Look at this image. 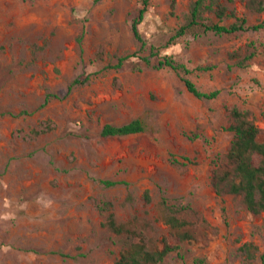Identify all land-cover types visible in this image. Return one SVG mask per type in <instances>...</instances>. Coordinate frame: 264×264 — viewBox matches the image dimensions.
<instances>
[{
    "label": "rangeland",
    "instance_id": "374dc122",
    "mask_svg": "<svg viewBox=\"0 0 264 264\" xmlns=\"http://www.w3.org/2000/svg\"><path fill=\"white\" fill-rule=\"evenodd\" d=\"M172 1L151 0L139 25L143 45L132 31L141 0H0V264H113L123 244L104 225L108 214L147 220L161 240L169 232L164 197L192 207L180 216L194 238L183 242V258L173 252L162 264H262L240 248L253 242L264 252V212L220 197L212 176L233 138V107L252 112L264 140V28L190 33L169 43L194 0H175L174 9ZM247 1L220 0L251 24L264 21ZM204 15L225 25L236 19ZM250 41L258 55L239 68L230 55L244 54ZM131 52L151 65L131 57L106 69ZM166 54L219 96L198 99L173 69L154 67ZM97 71L68 92L75 78ZM47 94L57 97L42 106ZM136 117L145 132L101 135L105 124ZM49 122L50 130L35 132ZM171 154L194 163L172 164ZM103 201L108 210L99 208Z\"/></svg>",
    "mask_w": 264,
    "mask_h": 264
},
{
    "label": "trees",
    "instance_id": "16d2710c",
    "mask_svg": "<svg viewBox=\"0 0 264 264\" xmlns=\"http://www.w3.org/2000/svg\"><path fill=\"white\" fill-rule=\"evenodd\" d=\"M99 0H95L98 2ZM142 7L139 9L137 17L133 20L132 31L136 39L144 45V39L141 35L139 25L144 20L151 0H141ZM176 1H172V9L175 8ZM247 7L252 11H264V0H248ZM206 12L214 13L220 20L226 16L235 17V21L225 25L219 22H211L205 17ZM173 13V12H172ZM264 28V21L258 23H249L246 16H236L235 11H229L227 7L221 4L220 0H194L190 5V10L185 17V21L171 36L169 43L186 36L190 33L199 35L200 33L214 32L216 34L236 35L243 31H258ZM82 41V36L79 42ZM259 48L255 41H250L245 48L244 54L238 51L233 52L231 58H236V66L247 68L251 60L258 55ZM131 57H138L151 65L149 57L139 56L138 52H131L119 56L115 65H109L108 68H120ZM156 68L169 67L173 69L184 82L187 90L198 99L212 100L219 96L221 90L214 89L203 91L189 77L191 69L179 62L173 55L166 54L153 65ZM213 66H198L199 70H211ZM100 72L89 73L83 77L75 78L69 85L70 92L76 85L88 82L93 76ZM55 94H47L42 106L47 105ZM23 111L22 113H27ZM231 124L228 127L233 132L230 147L221 157V164L213 172L212 184L216 193L224 198L227 195L239 197L249 212L260 214L264 212V140L262 139V129L255 122L252 112L249 109L233 107L231 109ZM52 127L50 122L40 130L35 131L37 134L47 132ZM147 130L146 122L141 117H136L129 122L121 125L107 123L101 130V135L108 136H126L138 134ZM190 139L199 137L198 133L187 134ZM183 161L175 158L171 154L170 162L172 164L187 165L194 163L190 157L183 156ZM101 182L106 186H114L120 183L127 184L123 180L102 179ZM147 200H150L149 192L145 193ZM132 200V195H129ZM161 205L165 209V222L169 226V232L161 240L155 238L153 226L147 220L134 218L127 221H119L113 212L107 216L104 223L108 229L115 234L122 242L123 247L119 256L113 264H162L166 257L176 252L180 258H183V242L192 240L194 233L190 227L191 223L180 216V213L192 210L190 205H177L168 202L163 198ZM111 206L110 201H103L99 208L104 211ZM240 250L244 252L248 259L259 256L264 264V252L259 253L258 246L253 242L245 243ZM204 263V260L201 261Z\"/></svg>",
    "mask_w": 264,
    "mask_h": 264
}]
</instances>
